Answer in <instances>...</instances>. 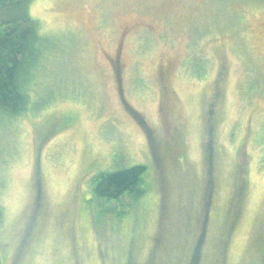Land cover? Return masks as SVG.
<instances>
[{
	"label": "rangeland",
	"instance_id": "obj_1",
	"mask_svg": "<svg viewBox=\"0 0 264 264\" xmlns=\"http://www.w3.org/2000/svg\"><path fill=\"white\" fill-rule=\"evenodd\" d=\"M29 13L52 44L35 110L0 116L2 264H264V0ZM131 164L146 191L124 218L89 203L94 175Z\"/></svg>",
	"mask_w": 264,
	"mask_h": 264
},
{
	"label": "trees",
	"instance_id": "obj_2",
	"mask_svg": "<svg viewBox=\"0 0 264 264\" xmlns=\"http://www.w3.org/2000/svg\"><path fill=\"white\" fill-rule=\"evenodd\" d=\"M30 1L0 0V116H4L8 124L35 110V102L31 101L32 88L38 82L35 72L43 66L42 60L52 44L51 38L41 32L38 22L30 15ZM145 173L143 164L99 172L91 179L89 203L104 206L119 201V209L109 208L107 210L110 211L105 213L124 218L123 208L137 202L145 194ZM124 197L131 201L124 202ZM4 217L0 201V229L4 225Z\"/></svg>",
	"mask_w": 264,
	"mask_h": 264
}]
</instances>
